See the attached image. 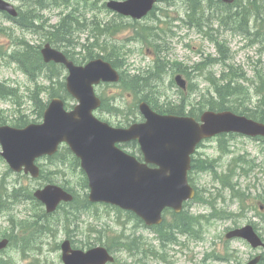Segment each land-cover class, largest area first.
I'll return each instance as SVG.
<instances>
[{
    "label": "rangeland",
    "instance_id": "obj_1",
    "mask_svg": "<svg viewBox=\"0 0 264 264\" xmlns=\"http://www.w3.org/2000/svg\"><path fill=\"white\" fill-rule=\"evenodd\" d=\"M11 1L20 6L25 17L31 10V7L27 5L33 3L32 0H26V3L21 2V4L15 0ZM109 1L111 0L74 1L65 13L72 12L74 19H78L81 26L75 22L74 27L65 26L60 34L63 38L72 37L67 47H63L62 50L73 51L72 57L77 63L86 64L88 62H84L86 59H92L87 58L88 52L92 53L94 50L95 57L97 54H104L103 51L106 48L118 57L120 65L118 69L120 72H126L127 81H130L132 77H139L143 81L136 83L140 91L120 85L98 87L97 93L103 94L109 105L115 108H110L112 112L107 108L98 110L97 117L112 125L121 126L140 120L138 113L133 116L130 111L141 96L145 84V90L149 92V104L155 106L157 101H162L170 107H179L183 114L199 115L202 112V103L189 101L193 100L197 93L189 91L184 95L177 85L173 84L174 74L178 72L177 66L181 63L182 68L187 71L183 73L185 78L195 89H200V92L203 89L205 98L212 97L210 78L217 76L219 79H228V73L232 67L236 72L237 85H242L251 96H254L249 103L251 110L258 117L262 115L254 107L257 103V94L264 91V8L260 10L248 7V11L240 13L239 19L246 25L249 20L256 22L248 25L251 33L244 32L246 26L243 23L233 25L230 21L225 28L219 25L221 19L226 18V13L239 12L246 7L247 3L254 5L261 0H241L237 2L238 5L231 7L233 10L220 7L217 0H158L157 11L155 10L154 14L136 24H133L134 21L131 19H121L110 12L106 8V3ZM42 3L49 2L42 1ZM205 8L209 15L215 8H219L220 18L214 17L211 22L202 11ZM60 14L61 11L57 9L45 13L44 16L49 18L50 24H57ZM252 15L259 16L253 19ZM28 20L31 21V17ZM198 22L202 24L200 27H197ZM231 25L234 28H231ZM140 36L145 37L147 41L138 40L137 38L141 39ZM16 38L25 39L36 45H42L46 41L45 37L22 30L19 25L14 26L2 16L0 17V82L12 87L16 93L13 98L7 95L0 96V111L6 114L9 120L23 115L27 121L41 122L42 118L39 119V111L35 103L48 101L49 94L59 89L58 82H64L68 72L63 68L60 71L61 78L53 84L44 78H40L36 84L31 82L20 70L18 64L10 59L9 54L16 48L13 44V39ZM146 42L149 44L148 49L146 46H141ZM218 43L226 47L224 59H220ZM57 44L62 45V41H58ZM157 53H161V57L162 55L166 57V70L162 67L156 68ZM151 72L159 74L156 78L149 79ZM143 94H146V91ZM183 99L186 101L181 103ZM72 103L76 102L72 101ZM207 105L208 101H205L204 106L207 107ZM198 152L197 156L209 161L214 160L215 163H207L209 172L193 174V183L200 188L212 191L220 187L223 198L219 207H224L232 213L231 218L213 222L211 225L201 223L198 229L202 241L181 239L180 245L170 244L166 233L159 232L161 229L140 226L128 214L106 206H92L91 209L80 210L78 214H82V217L77 223H73V219L70 220L71 223H68L63 219V212H60L48 219L50 227L38 229L34 233L25 228L21 230L14 228L13 218L36 219L34 216L39 210L30 200L9 203L8 209L0 214V240L5 235L9 238L12 236L11 246L0 253V264H62L60 245L66 239L71 240L73 245L81 250L112 245L117 264L131 263L147 255L145 262L148 264H247L251 258L264 251H254L242 240H226L225 235L235 227L248 224L239 215L240 213L253 222L261 220L262 216L255 205L259 202L264 203V188L258 186L256 193L252 190L247 195L245 194L247 190L242 186L237 189L238 193H235L222 186L215 172L220 175L228 174L230 168L238 164L232 170L240 174L247 173L246 179L241 175L238 183L244 185V180L252 183L258 180V183L264 186V143L232 135H221L203 141ZM253 158L258 164L254 174L249 168H240L241 163ZM42 163L49 169L59 170L50 165V161ZM60 168L68 172L65 166ZM7 169V164L4 161L0 162L2 184L17 183L34 188L47 183L62 184L66 178L71 179L69 185L72 188L79 189V173L59 175L53 172L49 179L32 182L23 177L11 175L6 172ZM239 193L245 195L238 198ZM243 199L244 202H242ZM198 207L200 206L195 205L190 208L189 215L211 214L209 208L206 207L208 209L206 210ZM40 209L43 210L41 207ZM166 217L171 219L170 215ZM32 223L39 228L42 222ZM14 224L16 225V220ZM260 232L264 237V227ZM93 239L96 241H88ZM132 242L133 245L129 250L123 245L132 244ZM143 247L149 249L151 255L148 252L139 255Z\"/></svg>",
    "mask_w": 264,
    "mask_h": 264
},
{
    "label": "water",
    "instance_id": "obj_2",
    "mask_svg": "<svg viewBox=\"0 0 264 264\" xmlns=\"http://www.w3.org/2000/svg\"><path fill=\"white\" fill-rule=\"evenodd\" d=\"M233 3L235 0H222ZM154 0H128L110 2L108 7L118 13L141 19L152 9ZM0 9L12 15L16 12L10 4L0 0ZM42 54L46 62L65 64L71 72L68 90L80 101L74 111L67 112L61 99H55L45 112L42 125H30L25 129L0 127V142L5 156L12 168L34 177L39 176L35 166L37 158L54 155L61 144H68L82 160V167L90 179L91 202H105L134 211L147 225L161 223L162 211L167 207L180 210L184 201L194 196L187 187L186 174L189 165L181 173L175 155L189 162L194 147L204 138L224 131L223 126L235 124L242 133L264 135V126L245 119L233 120L228 113H205L202 126L194 119H179L172 116H159L146 103L140 111L147 122L129 129H114L93 116L94 109L101 104L95 96L93 84L101 80L119 82L120 75L110 63L98 59L87 67H76L66 56L47 46ZM178 83L185 88L180 77ZM138 139L143 147L146 163L159 164V170L127 157L116 148L118 142ZM46 204L48 212H54L62 201H72L73 197L62 188L49 185L35 193ZM243 237L253 248L264 247V243L250 227L236 230L227 237ZM7 242L0 244L6 247ZM64 264H107L114 259L104 247L88 251L75 250L69 240L62 244ZM261 256L249 264H258Z\"/></svg>",
    "mask_w": 264,
    "mask_h": 264
},
{
    "label": "trees",
    "instance_id": "obj_3",
    "mask_svg": "<svg viewBox=\"0 0 264 264\" xmlns=\"http://www.w3.org/2000/svg\"><path fill=\"white\" fill-rule=\"evenodd\" d=\"M32 1H33V3L31 5L29 4L27 6L31 7V10H34L35 14L31 17V21L28 20L29 19L28 15L25 18H26L27 22L29 23V25L34 26L37 23V21L41 20L44 17V14H45L46 10L48 9L51 0H32ZM42 1L49 2V3L43 4ZM22 2L26 3V0H24ZM255 5H257V3ZM55 36L59 37L60 33H57V32L54 33V37ZM89 55H90V57H92V53H89ZM15 56H16L18 61L23 62V65L26 64L30 69L36 68V66L39 63L38 56L34 53V51H32L28 48H25V47L24 48L20 47ZM109 57H111L110 59H112L111 55H109ZM114 64H115V66H118L115 61H114ZM40 66H41V64H40ZM177 67H178L179 71L183 70L186 73V70H184L182 68L183 67L182 64H180ZM157 74H159V73L151 72L148 77H149V79H154V78H156ZM235 75H236V72L231 71L228 74V79L227 78L226 79L210 78V81H211L210 84L212 85L211 88L213 90L212 91V97L211 96H209L207 98L202 97V99H201V103L203 106L205 105V101H208V105H207L206 109H210V110L217 111V112L227 111V110L236 111V110H239L240 108L247 109L244 107V104L248 99L249 93H248L247 89H245L242 85H240V84L237 85ZM140 80L141 79L139 77H134V78L132 77V80L129 82V85L126 84L125 81H123V84L126 87L130 86V87H133L135 90L140 91L141 89H138L136 86V83H139ZM141 82H143V81L141 80ZM144 83H146V82H144ZM58 85H59V89L57 91H54L52 94L53 95H63V94L66 95L65 85L63 83H58ZM145 86H146V84L143 87V90L141 92V96H139V98L137 100V104H138V102H140L142 100L148 101L149 92H147V90H145ZM144 91H146V94H143ZM204 95H205V93L202 94V96H204ZM259 96H260V100H259L260 107L258 105L257 111L264 113V91L261 92L259 94ZM35 106L39 111L38 115L42 116L43 110L45 109L46 104L39 101V102L35 103ZM157 106H159V104ZM171 113L181 115V112L171 111ZM260 121L264 122V119H261ZM22 123L25 124V123H27V121H24ZM69 155H70V152L68 150H66V153H60L59 155L54 156V160H55L54 164L55 165H59V164L64 165L65 159ZM198 162H200V161L198 160ZM77 165H78V162L75 159H72L71 167L73 169H75V167ZM63 186L72 192H74V190H75L74 188H72L68 184V182H65V185H63ZM84 186H87V184L85 183ZM30 196H32V193H30ZM80 205H81L80 199H79V197H76V200L74 201V203L70 204L67 209H66V207L63 206L61 208V210L64 214L65 220L70 221L71 219H73V222H77L78 220H80V218L82 216V214H78L80 211ZM91 206L92 205L87 201V199H85V207L89 208ZM132 217L135 218L137 221H139L135 216L132 215ZM174 221H175V224L170 225L171 229L179 228L180 226H183L185 224V219L183 220V218L181 216L177 217V220H174ZM167 224H168V222L165 221L161 225L160 232L162 230L168 231L169 227ZM43 227L45 228L46 226L41 225L39 228H36L34 223H30V224H28V231H30L31 233H34L36 230L43 228ZM88 241L89 242L90 241H96V239L95 240L94 239L88 240ZM123 245L127 250H129L130 247L133 245V242H132V244L125 243ZM112 247H113L112 245L108 246V248L111 251H112ZM117 263L118 262H116V264Z\"/></svg>",
    "mask_w": 264,
    "mask_h": 264
}]
</instances>
